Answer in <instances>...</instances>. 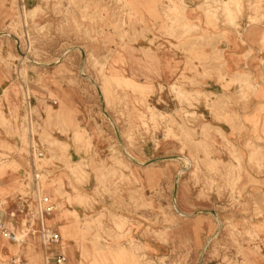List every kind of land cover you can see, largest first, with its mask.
Segmentation results:
<instances>
[{"label":"rangeland","instance_id":"obj_1","mask_svg":"<svg viewBox=\"0 0 264 264\" xmlns=\"http://www.w3.org/2000/svg\"><path fill=\"white\" fill-rule=\"evenodd\" d=\"M156 3L0 0V44L10 46L1 60L12 71L4 96L18 98L15 114L0 119L21 140L18 148L0 133V264H55L60 255L64 264H255L264 229V0H198L208 26L200 35L183 0L160 2L176 44L260 51L224 92L193 89L199 81L182 73L160 97L122 70L149 20L140 10L152 21ZM23 84L37 114L31 125ZM65 141L79 160H69ZM31 144L39 193L16 160L28 158L30 170ZM38 195L54 206L42 221L60 243H44Z\"/></svg>","mask_w":264,"mask_h":264},{"label":"crops","instance_id":"obj_2","mask_svg":"<svg viewBox=\"0 0 264 264\" xmlns=\"http://www.w3.org/2000/svg\"><path fill=\"white\" fill-rule=\"evenodd\" d=\"M154 1L158 2L155 4L156 10L154 20L151 21L150 16H146L147 11L145 8H142V10H140L145 14L146 18H149V20H147V23L139 29V32L143 33V36L139 38L140 44L133 47L134 49H136L135 54H123L122 64L125 65V67L122 68V70L132 80L137 79L140 83L147 84L149 86H153L155 89H158V97H160L161 95V90H159L160 87L163 86L165 88L166 86H170L175 79L179 78L182 75V73H185L187 77H194V80L197 82L199 81L196 86L193 87V89L201 87L203 85L202 87H206L204 89L205 91H211V88L213 87L214 90L224 92V84L226 82L229 83V81L235 76L238 70H248L254 63H256L254 61L258 59L260 53L258 44H232L230 42H224L223 44H195L196 46H191V44H185V46L182 44H176L177 41H175L174 38L166 35V32L172 27V25L170 24V21L165 18L163 4L160 3L165 0ZM183 1L187 6L185 12L186 17L193 25L200 27V35V33L203 32L208 26L205 15L203 14V12H200L198 10V0ZM155 27H157L158 29H155ZM151 29L155 31V34H157V36H155L151 32ZM152 39H155L153 43L151 42ZM256 49L258 50L256 51ZM105 50L108 54V47H105ZM249 51H252L251 54H248ZM9 52V45L0 44V100L1 102H3V108L0 112L5 114V116L7 117H11L13 114H15V104L17 98L14 95V102L8 103L5 100L4 96L5 91L9 86L8 81L12 76V71L8 70V66L5 65L1 59L7 57ZM215 52H219V62H223V66H221V68H218V61L215 60L213 56ZM107 54L106 58L100 57V59H106V62L109 63L110 57H108ZM255 55H257V57H254ZM19 65L22 66L21 62L19 61L14 62L13 65V73L16 74V78H19L20 76L18 74ZM204 71L209 73V76H207L206 78H202L201 76ZM27 90L28 88H26V85L23 84L22 94H24V92L25 94H28L29 91L27 93ZM28 95L32 98L30 94ZM24 100L25 101L22 104L23 112L27 115L28 105L26 99ZM34 107L35 106L31 103L29 109L32 112L33 119L37 117L36 112L33 110ZM77 107L82 109V106L80 104L77 105ZM207 111L208 108L205 105L202 114H206ZM219 127L223 129L222 126L219 125ZM7 129L8 127L2 124V120L0 119V133L5 134L6 140L9 144L19 148L21 146V140L19 136L15 134L13 130V136L8 137L6 135ZM67 143L69 144V160H79L82 155L76 150L74 142L68 141ZM38 146L40 147V145ZM33 147L34 146L31 144L30 151L32 152H30L29 156L31 168L28 172V158H26L25 156L26 159H21L20 156L16 154V160L21 161L25 169H27L23 174L26 178L38 171V169L35 168V158L33 157L35 149H33ZM56 166L59 167L56 169L54 168L55 172L58 175H60L63 171H66L63 165ZM35 169L37 171H35ZM29 186H33V191L39 193V189L34 185V180H31ZM45 198L47 199V197H44V201ZM42 202V199H40L38 195V210L40 207L46 206H42ZM255 243L258 244L260 251H256L257 247L255 245L252 246L254 251H256L253 262H255V264H264V229L260 233V239L256 240Z\"/></svg>","mask_w":264,"mask_h":264},{"label":"built area","instance_id":"obj_3","mask_svg":"<svg viewBox=\"0 0 264 264\" xmlns=\"http://www.w3.org/2000/svg\"><path fill=\"white\" fill-rule=\"evenodd\" d=\"M26 101H27V105H28V112H27V120L29 122V124L31 125L34 121L33 117H32V112L30 111L29 107H30V104H31V97L27 94V98H26ZM43 153L42 152H39V156H42ZM35 171H37L35 169ZM40 177V174L39 172L37 171L36 173L33 174V180H34V185L36 188H38V181L37 179ZM46 200V198H45ZM53 205H46L44 207H40L39 208V215L41 217V224L43 226V240H44V243H60L61 242V235L54 231V230H50V229H45L44 228V222L42 221V217L44 218V214H49L52 209H53ZM4 233L6 234V236L10 239H13L14 240V236H13V231H8V230H5ZM65 260H66V257L65 255H60L56 260H55V264H64L65 263Z\"/></svg>","mask_w":264,"mask_h":264},{"label":"bare ground","instance_id":"obj_4","mask_svg":"<svg viewBox=\"0 0 264 264\" xmlns=\"http://www.w3.org/2000/svg\"><path fill=\"white\" fill-rule=\"evenodd\" d=\"M15 3H16V2H15ZM22 54H23V53H22ZM22 58H26V55H25V54H23Z\"/></svg>","mask_w":264,"mask_h":264}]
</instances>
